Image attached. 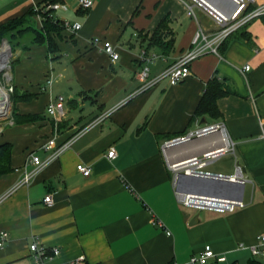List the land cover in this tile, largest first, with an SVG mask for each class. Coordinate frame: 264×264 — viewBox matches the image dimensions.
<instances>
[{
  "label": "crops",
  "instance_id": "0c3cea01",
  "mask_svg": "<svg viewBox=\"0 0 264 264\" xmlns=\"http://www.w3.org/2000/svg\"><path fill=\"white\" fill-rule=\"evenodd\" d=\"M184 1L189 2L96 0L91 10H82L78 0H0V25L47 3L69 7L51 11L53 18L82 25L78 31L63 26L55 37L56 54L46 42L15 51L13 123L0 127V144L13 145L14 168L0 176V234L9 233L0 247V264H36L30 251L36 240L50 251L60 250L45 264H75L81 256L83 264H184L206 245L227 256L223 264H264L248 248L264 234V14L232 34L219 54L195 60L192 75L182 83L164 79L141 91L137 73L143 49L160 56L151 66L156 76L193 48L199 29H217L202 9L189 16ZM209 1L226 12L234 9L232 0ZM262 5L264 0H254L251 9ZM163 19L174 39L169 54L148 41ZM106 40L120 53L115 63L102 49ZM248 64L251 69L244 71ZM50 70L55 83L42 90ZM213 79L234 93L218 100L220 115L195 118ZM60 95L66 98L67 116L57 120L47 106ZM13 113L38 118L18 122ZM218 123L235 142L236 171L238 164L246 181L245 206L227 213L182 204L167 160L177 163L222 147L221 131L167 145ZM54 134L58 144L73 140L71 147L28 185L4 197L34 170L32 154L49 155L44 144ZM112 149L114 158L108 157ZM81 163L92 167L90 176L77 171ZM248 184L252 189L246 198ZM48 195L51 204L45 202Z\"/></svg>",
  "mask_w": 264,
  "mask_h": 264
},
{
  "label": "built area",
  "instance_id": "2783aa9c",
  "mask_svg": "<svg viewBox=\"0 0 264 264\" xmlns=\"http://www.w3.org/2000/svg\"><path fill=\"white\" fill-rule=\"evenodd\" d=\"M236 8L232 12H226L221 7L217 6L209 0H189L185 2L187 7V14L189 16H196V10H204L215 22L217 29L210 33L203 29H199L193 39V48L180 57L174 64L166 68L164 71L156 76H152V64L160 57L156 53H151L147 49H143L140 54L142 66L138 70L137 78L142 83L141 91L150 89L158 85L164 79H168L171 85H178L186 78L192 75V63L207 53L219 54L220 46L236 31L247 25L250 21L258 18L264 14V5L258 8H252L254 0H232ZM96 3V0H78V8L82 10H91ZM60 8L68 9L69 7L59 3H48L44 7V11H56ZM38 9V8H36ZM40 18V16H38ZM41 22V18H40ZM42 23V22H41ZM61 24L67 28H72L78 31L81 28L79 22H69L68 20L61 21ZM103 51L109 56L112 62H117L120 59V53L116 46L110 41L102 42ZM15 59V51L9 41L2 39L0 41V127L3 123H13L12 117V96L15 93V87L12 83V67ZM244 71H249L251 66L248 64L244 66ZM55 74L50 70L43 82L42 90L51 88L55 83ZM66 98L62 95L50 100L47 106V112L57 120H61L67 116V111L64 107ZM109 115V112L103 114L98 119L94 120L92 124L83 129L87 131L90 127L97 125ZM221 131L223 133V146L219 149L209 151L200 156H194L187 160L170 163L169 168L173 172V180L176 189L178 200L187 207L196 208L199 210H212L220 213L234 212L237 208L245 206L244 200H230L217 197L200 196L179 192L176 188V181L180 173L186 174H207L211 173L206 170L208 166L225 156L227 153L235 154V142L229 136L225 125L213 124L202 126L195 131L188 132L183 136H178L168 142L167 145H175L186 142L195 137H200L214 132ZM57 134L52 135L44 144V149L49 152V155L42 159L40 156L31 155V163L34 165L32 172L26 173L22 181L15 188L5 194L4 197L12 194L19 186L28 185L33 175L40 169L48 166L52 161L58 159L66 150H68L73 140L58 144ZM166 153V148H164ZM116 156L115 149L108 153V157L114 158ZM77 171L82 175L88 177L92 174V167L83 163L77 165ZM241 166L237 164V171L234 178L242 177ZM238 176V177H237ZM45 202L51 204L53 196L48 195ZM9 233L3 231L0 234V247L7 244ZM245 249L246 246L240 244L239 246ZM254 257L264 258V234L257 238V243L249 246ZM30 251L34 256L36 264H45L46 260L51 259L60 254L58 248H53L51 251L47 247L40 244L39 241H34L30 245ZM84 257H79L75 264H83ZM228 261L224 254H219L214 251L211 245H206L204 250L194 254L188 262L184 264H223ZM177 264V263H171Z\"/></svg>",
  "mask_w": 264,
  "mask_h": 264
},
{
  "label": "trees",
  "instance_id": "16d2710c",
  "mask_svg": "<svg viewBox=\"0 0 264 264\" xmlns=\"http://www.w3.org/2000/svg\"><path fill=\"white\" fill-rule=\"evenodd\" d=\"M48 4V3H47ZM45 4V6L47 5ZM44 6V7H45ZM44 7L38 9H30L23 16H28L33 20L36 16H40L42 22V28L40 30L33 28V34H31L30 43H44L48 44V49L51 54H56L59 51V47L55 41V37L60 35L63 30L61 21L53 18L51 11H44ZM12 19L5 24L0 25V40L6 37L14 39L18 33L15 31L21 22L22 17ZM58 25V26H56ZM20 31V30H19ZM55 31L56 33H53ZM21 34V33H19ZM56 34V36L54 35ZM26 37V34H22ZM167 38V39H166ZM166 39V40H165ZM152 46L161 48L164 54H169L174 47V39L172 38V32L170 30L168 21L163 19L158 28L148 39ZM225 83L220 80L213 79L208 83L206 91L195 111L194 117H203L204 115H210L212 117L220 115L218 108V100L227 95L234 93V90L225 88ZM22 99H27V95H23ZM14 118L18 122L30 121L38 118L36 115H14ZM13 145L11 143L0 144V176L9 174L14 171L12 166Z\"/></svg>",
  "mask_w": 264,
  "mask_h": 264
},
{
  "label": "water",
  "instance_id": "95a60500",
  "mask_svg": "<svg viewBox=\"0 0 264 264\" xmlns=\"http://www.w3.org/2000/svg\"><path fill=\"white\" fill-rule=\"evenodd\" d=\"M245 186L246 181L243 178L218 173H180L176 181L179 192L230 200H243Z\"/></svg>",
  "mask_w": 264,
  "mask_h": 264
},
{
  "label": "rangeland",
  "instance_id": "374dc122",
  "mask_svg": "<svg viewBox=\"0 0 264 264\" xmlns=\"http://www.w3.org/2000/svg\"><path fill=\"white\" fill-rule=\"evenodd\" d=\"M33 28H36L38 30L42 28V23L40 22V18L36 16L33 20H31V18H29L27 15L23 16L21 22H19L18 27L15 31V34L18 33V35H16L14 39H11L9 37L3 38V39H6L7 41H9L14 51H16L17 49L25 47L30 44L31 34H33ZM53 33H56V32L53 31ZM22 34H26V37ZM54 35L56 36V34ZM14 95L15 93L13 94L12 98L14 97ZM236 161H237L236 151H235V154L227 153L225 156L221 157L219 160L212 163L207 169L209 171H213V172H217L221 174L234 173L236 172ZM251 189H252L251 185L248 184L246 188V198H248L251 192Z\"/></svg>",
  "mask_w": 264,
  "mask_h": 264
}]
</instances>
